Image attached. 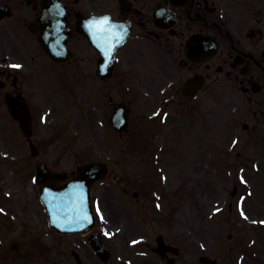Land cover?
<instances>
[{
  "label": "rangeland",
  "instance_id": "rangeland-1",
  "mask_svg": "<svg viewBox=\"0 0 264 264\" xmlns=\"http://www.w3.org/2000/svg\"><path fill=\"white\" fill-rule=\"evenodd\" d=\"M38 67L39 73L24 70L35 110L52 111L47 122L39 123L40 115L35 122L38 160L0 90V264H77L72 250L84 264H167L150 247L158 235L180 248L176 264H200L203 254L217 264H264V142L242 129L250 108L245 101L230 106L218 95L215 134L203 122L191 133L182 114L186 107L168 109L159 121L162 94L143 88L137 96L128 76L119 74V89L104 83L112 102L95 75L77 82ZM123 104L130 124L119 132L111 125V108ZM192 156L198 158L190 161ZM90 161L106 162L113 172L93 186L97 229L113 254L107 263L92 254L87 236L50 227L33 178L39 162L70 171ZM155 206L161 209L154 212ZM132 210L142 219L138 229Z\"/></svg>",
  "mask_w": 264,
  "mask_h": 264
},
{
  "label": "flooded vegetation",
  "instance_id": "flooded-vegetation-1",
  "mask_svg": "<svg viewBox=\"0 0 264 264\" xmlns=\"http://www.w3.org/2000/svg\"><path fill=\"white\" fill-rule=\"evenodd\" d=\"M59 1L61 9L54 2L53 17L65 22L72 52L64 63L51 62L41 44L48 32L44 0H0L1 91L28 97L25 87L32 84H26L24 70L39 73L38 66L45 62L76 80L97 76L101 56L92 41L102 43L103 49L124 41L111 76L97 77L112 102L113 91L105 88L119 89L122 74L132 80V92L145 88L166 97V106L193 105L189 115L199 123L195 103L214 107L217 92L233 90L227 100L245 101L250 107L243 114L246 118L252 112L251 123L246 118L243 123L247 137L255 140L260 135L264 142V0ZM189 78L203 86L185 97L182 89Z\"/></svg>",
  "mask_w": 264,
  "mask_h": 264
},
{
  "label": "water",
  "instance_id": "water-1",
  "mask_svg": "<svg viewBox=\"0 0 264 264\" xmlns=\"http://www.w3.org/2000/svg\"><path fill=\"white\" fill-rule=\"evenodd\" d=\"M46 49L49 54L57 59V60H65L67 58V51L61 50V44L59 41H49L46 42ZM9 107L12 115L20 120V124L26 135H31V127H30V115L26 105L22 104V102L11 99L9 102ZM115 125L119 129H123L127 125V112L124 108L120 109V111L116 115V120L114 119ZM105 167L101 165H89L86 168L81 170V177L79 181L72 182L65 188H62L59 191L51 192L50 191V199L45 201L47 206V210L50 214L51 223L55 222L62 225L63 230L65 231H85L90 229L94 225V218L92 214L89 212L85 215V209H79L78 214L79 217L68 216V212L75 211L74 207L76 205L75 198L73 196L74 191L78 190L79 184H83L85 190V201H81V205L87 202V207L89 208V188L93 179V175L98 173L96 176H104L105 175ZM45 170L42 165L38 167V175L36 180L41 185V189L43 190L44 186H50L55 188L52 184L49 183L50 176L44 177ZM44 199V195H43ZM45 200V199H44ZM74 215H77L75 213ZM67 218V219H65ZM84 222V223H82ZM94 246L98 250L99 254H101L104 248L102 244V240L100 238L97 239V243L93 241ZM201 261L203 264H210L212 261L208 259V257H201ZM215 262V261H214Z\"/></svg>",
  "mask_w": 264,
  "mask_h": 264
},
{
  "label": "bare ground",
  "instance_id": "bare-ground-1",
  "mask_svg": "<svg viewBox=\"0 0 264 264\" xmlns=\"http://www.w3.org/2000/svg\"><path fill=\"white\" fill-rule=\"evenodd\" d=\"M198 157L197 156H195V157H193L190 161H194V160H196ZM189 161V162H190Z\"/></svg>",
  "mask_w": 264,
  "mask_h": 264
},
{
  "label": "snow or ice",
  "instance_id": "snow-or-ice-1",
  "mask_svg": "<svg viewBox=\"0 0 264 264\" xmlns=\"http://www.w3.org/2000/svg\"><path fill=\"white\" fill-rule=\"evenodd\" d=\"M12 67H14V68H19V67H21L20 65H12Z\"/></svg>",
  "mask_w": 264,
  "mask_h": 264
}]
</instances>
